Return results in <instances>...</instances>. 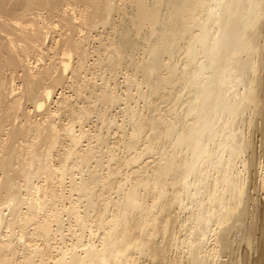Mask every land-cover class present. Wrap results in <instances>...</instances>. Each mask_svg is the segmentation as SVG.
<instances>
[{"label":"bare ground","instance_id":"6f19581e","mask_svg":"<svg viewBox=\"0 0 264 264\" xmlns=\"http://www.w3.org/2000/svg\"><path fill=\"white\" fill-rule=\"evenodd\" d=\"M263 72L264 0H0V264H264Z\"/></svg>","mask_w":264,"mask_h":264},{"label":"rangeland","instance_id":"374dc122","mask_svg":"<svg viewBox=\"0 0 264 264\" xmlns=\"http://www.w3.org/2000/svg\"><path fill=\"white\" fill-rule=\"evenodd\" d=\"M263 74H264V72H263ZM97 83H100V81H98ZM65 91L67 92L68 89H66ZM54 99H56V98H54ZM53 105H54V103H52V104L50 105L51 108H54ZM261 117H262V116H261ZM261 117H257L256 120H257L258 122L256 121L257 123L255 122V124H256V127H259L258 125H260V124H261L260 121H262V125H261L262 128H261V126H260L259 128H261V129L264 131V125H263V123H264L263 119H264V118L262 117V119H260ZM258 118H259V119H258ZM258 123H260V124H258ZM256 127H255V125L252 127V130H253V131H251V134H252V133H255V134H252V135H251L253 139H252L251 137H250V138H251L253 141L256 139L255 142H257L258 144L260 143L259 146H260V145H261V146L259 147V149H261L262 151L260 150V159H259V160H260L261 162H263V164H264V158L261 157V156L264 155V152H263V151H264V139H263V138H264V135H263L264 132L262 133V132H261L262 130H260V129L256 128ZM253 128H254V129H253ZM255 129H258V130L256 131ZM259 130H260V131H259ZM255 131H256V132H255ZM258 131H259V132H258ZM260 133H262V136H261ZM253 135H254V137H255V136H256V137L254 138ZM261 137H262V140L260 141ZM84 144H85V143H84ZM257 146H258V145H257ZM262 148H263V149H262ZM259 149H258V150H259ZM262 153H263V154H262ZM251 173H252V168L250 169V174H251ZM250 176H252V177L249 178V182H248L249 189H250V190H253V191L251 192V193L253 194V196L255 195L253 192H257V191H258L257 194H256V198H257V200H259V201H257V200L254 201V200L256 199V198H255V199L252 201V203L250 202V203H251V204H250V205H251V207H250V211L253 212V213L251 212V215L254 216L253 219H255V217H256V219L259 220V221L257 220L258 222L256 221V219L254 220V221H255V222H254V225H257V226H255V227H259V225L261 224L262 212H264V208H262V207H264V189L262 190V187H260L259 185H255V184H257V182H255L256 180L254 179V175L251 174ZM250 179H251V181H250ZM250 182H251L252 184L255 183V184H253V186H254L255 188L251 185ZM257 186H258V187H257ZM256 187H257L258 189H257ZM253 188H254L255 190H254ZM259 188H260V189H259ZM263 188H264V187H263ZM256 190H257V191H256ZM259 193H260V194H259ZM255 202H256V203H255ZM257 202H258V203H257ZM253 203H254V204H253ZM252 204H253L254 206H253ZM255 204H256L257 206H256ZM262 205H263V206H262ZM260 206H261V207H260ZM252 207H253V208H252ZM254 208L258 211V213H257V211H256ZM261 208H262V209H261ZM262 210H263V211H262ZM259 216H260V217H259ZM248 221H249V220H248ZM259 222H260V223H259ZM238 227H240V226H238ZM240 228H241V227H240ZM240 228L237 229L238 232L241 230ZM245 228H246V227H245ZM242 246H243V245H242V243H241V247L239 248V249H240V250H239V251H240V252H239L240 255L243 254L242 249H243L244 246H243V247H242ZM241 248H242V249H241ZM254 257H255V256H253L252 259H254Z\"/></svg>","mask_w":264,"mask_h":264}]
</instances>
